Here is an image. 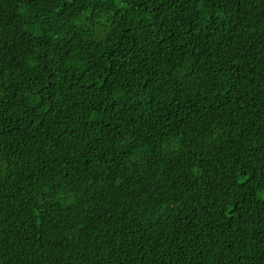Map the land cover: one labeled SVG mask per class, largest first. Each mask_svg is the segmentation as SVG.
<instances>
[{
  "label": "trees",
  "instance_id": "1",
  "mask_svg": "<svg viewBox=\"0 0 264 264\" xmlns=\"http://www.w3.org/2000/svg\"><path fill=\"white\" fill-rule=\"evenodd\" d=\"M0 264H264V0H0Z\"/></svg>",
  "mask_w": 264,
  "mask_h": 264
},
{
  "label": "snow or ice",
  "instance_id": "2",
  "mask_svg": "<svg viewBox=\"0 0 264 264\" xmlns=\"http://www.w3.org/2000/svg\"><path fill=\"white\" fill-rule=\"evenodd\" d=\"M246 179H247V177H246Z\"/></svg>",
  "mask_w": 264,
  "mask_h": 264
}]
</instances>
